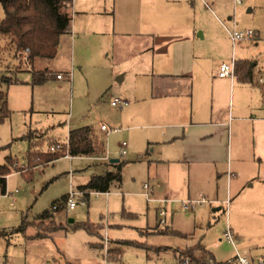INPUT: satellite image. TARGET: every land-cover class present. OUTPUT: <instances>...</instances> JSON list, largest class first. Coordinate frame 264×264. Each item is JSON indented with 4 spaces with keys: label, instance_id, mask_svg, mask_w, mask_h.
Instances as JSON below:
<instances>
[{
    "label": "crops",
    "instance_id": "obj_1",
    "mask_svg": "<svg viewBox=\"0 0 264 264\" xmlns=\"http://www.w3.org/2000/svg\"><path fill=\"white\" fill-rule=\"evenodd\" d=\"M73 1L72 8L77 4ZM191 1L122 0L118 15L114 2L110 0L95 4L91 1L81 8L74 10L71 8L70 26L59 36L56 55L50 59L36 58L33 67L38 60L46 59L47 63L37 69L52 70L51 67H54V62L61 57V53L62 56L63 53L67 56L69 53L71 63L70 65L67 63L60 71L72 77L66 87H74L75 76L83 77L88 83L94 84L99 91L96 96L101 93V99L107 98L109 105L115 108L109 120L114 127L118 128L109 130L103 122L98 126L96 124L95 127L89 126L94 139L103 143L104 151L100 154L62 156L44 166L34 165L32 167L30 153L35 151L51 153L49 147L52 141L65 143L70 130L83 126L71 127L67 124L65 136L61 139L50 135L42 128H31L30 124H25L20 132L27 142L23 161L19 164L15 158L6 156L5 162L0 164H7L9 167V173L3 175L5 179L13 168L11 163L17 164L20 169L31 166L32 168L27 171H17L29 178L34 171L40 170L45 173L49 166H52L53 171V165L61 158L92 160L87 165L92 167L91 170L82 171V174L86 173L82 184L79 183L76 187L70 186V190H81L80 187L85 185L91 176L102 175L107 170L114 171L113 164L122 162L120 183L114 182L106 192L89 191L88 195L83 192L80 198L88 199L90 194H103L107 197L108 205L111 197L121 200L120 211L114 210L115 212L112 213L108 210L105 216H101L98 222L102 224L98 230L101 236H103L101 231L104 228L108 235L107 229H120L126 226L136 229L141 237L155 232L161 233L160 230L163 229L158 225L154 228L137 225L142 216L147 219L150 207L154 211L155 218L159 217L158 202L147 201L142 194L144 182H148L153 187L152 196L154 198L174 200L166 207L165 217H168L169 221V226L166 228L169 232L165 233H173L183 238L189 234L178 226L179 223L210 225V217L214 215L208 214V209L203 207V204L191 213L182 211L177 201L204 196L214 201L211 204H215L216 207L211 210L216 212L222 209V206L218 205L227 201L228 198L231 199L233 195L235 197L237 195H264L262 108L264 86L257 83V76L264 71V67L252 55L254 44L260 39L259 31L253 29V38L232 43L227 31L229 27L225 26V22L214 14L206 0L198 1L200 8L202 4L204 5L206 19L196 14L197 1ZM189 3L193 5L192 19L188 11L191 10ZM233 3L234 9H237L239 3L236 0H233ZM81 4H83L82 0H80ZM240 8L246 12L252 11L251 5ZM227 19L229 21L231 18ZM232 28L241 29L237 27L235 21ZM232 61L251 63L254 82L242 80L236 73L228 78L217 77L216 73L220 63ZM54 73L53 79L55 78L57 83L64 79V77L57 79L56 74L59 72ZM29 76L31 79L30 71ZM12 78L19 82L8 85L5 83L7 91L12 85L21 84L24 86L22 88L30 86L29 82L25 81L28 77L25 80H21L16 75ZM123 85L125 87H122ZM31 88L33 89L32 86ZM0 91L4 92L2 88ZM4 93L8 108V93ZM19 95V100L22 101L24 107L25 104H29V101L32 102L33 107V100L25 94V89ZM113 97L126 100L128 105L124 108L112 106L110 100ZM39 109L36 112H42V117L45 118L42 124L35 125L48 123L49 119L44 114L51 111ZM102 125H105L106 129H101ZM114 133H120L121 137L127 141L124 156L120 155L122 142L115 151L111 147V135ZM9 158V161L13 162H9ZM128 164H142L146 169V180H140L134 191L113 192V187L121 189L122 171ZM82 169L85 168H79L76 171ZM56 173L60 171L54 170L53 174ZM63 173L67 174L69 185H71L73 171L65 170ZM68 192H64L61 200ZM125 195H137L143 198L144 208L134 205L133 201ZM51 210H53L52 206L51 209H45L39 213L33 221H26L23 218L21 223L25 221L28 225L34 226L35 234L37 232L46 233L37 238L51 237L56 231L66 229L62 223L52 218ZM122 210L134 213L137 217H124L121 215ZM44 212L48 217L40 218ZM178 212L183 213L179 219L176 217ZM223 212L226 210L223 209ZM73 222L74 220L71 219L70 224ZM49 223H56L59 225L58 229H49L47 225ZM230 225L231 220L227 219L226 229H230L237 242H230L234 252L226 259L219 257L216 246H211L206 242L205 234L197 235L192 244L177 250L200 243L213 255L216 262H226L234 258L237 253L248 259L252 258L249 255V249L244 246L239 237L240 229ZM108 237L111 241L110 248L136 247L121 246L120 241L127 239L112 238L109 235ZM221 240L222 238L219 239ZM99 246L102 247L101 239L89 244L90 250ZM104 257L107 260L105 254ZM176 259L179 264H182L177 255ZM53 260L56 261L55 264H69L61 255Z\"/></svg>",
    "mask_w": 264,
    "mask_h": 264
},
{
    "label": "rangeland",
    "instance_id": "obj_2",
    "mask_svg": "<svg viewBox=\"0 0 264 264\" xmlns=\"http://www.w3.org/2000/svg\"><path fill=\"white\" fill-rule=\"evenodd\" d=\"M74 1L77 4L73 8L71 7L73 10L81 8V6L89 4L91 1L95 4L107 0H82L83 4L81 5L80 0ZM110 1L114 2V8L118 15L122 0ZM196 1V14L198 16L202 15L206 19L207 14L204 12V5L202 4V8H200L198 1L201 0ZM240 1L241 4L239 3L238 8L234 9L233 0H206L209 8L225 22V26L229 29L235 21L238 28H251L259 31L260 39L254 44L252 55L264 67V0ZM249 5L252 6L251 12H246L240 8ZM189 7L191 10L188 11L192 19L193 5L189 3ZM3 16L4 13L0 5V19ZM228 17L231 18L229 21ZM211 28L213 29L212 25ZM9 40L8 37L0 35V76L1 74L12 77L16 75L21 80L28 77V80L25 81H28L30 86L22 88L24 86L21 84L12 85L7 91L5 83L0 80V90L2 88L6 94L8 93V109L10 111L9 117L3 123H0V164L5 162L6 156L15 158L19 164L22 163L23 155L27 150V142L20 132L25 124H30L31 128H42L50 135L52 134V136L61 139L65 136V126L67 124L71 127L86 125L95 127L96 124L98 126L99 123L103 122L109 130L118 128L114 127L109 120L115 108L109 105L107 98L101 99V93L96 96L99 92L96 86L90 82L88 83L83 77L75 76L72 89L69 86L66 87V84L72 78L71 75H69V79L64 77L59 83L54 78L42 84V86H32L31 79H29L31 65L28 64L25 53L18 57L14 56L15 49L8 44ZM69 55V53L68 56L63 53L62 56L61 53V57L54 62V67H51L52 73L57 71V73L64 75L60 71L67 63L70 65ZM46 63V59L38 60L33 68L40 70L37 68H41L39 66H44ZM17 69H20V71H17ZM122 87H125V85ZM24 89L25 94L30 100H33L34 108L31 106V101H29V104H25L24 107L22 101L19 100V93L22 94ZM262 106L264 110V100ZM41 108L51 111L44 114L49 122L46 124L44 122L43 125H35L42 124L41 122L45 118L42 117V112H36L38 109L43 110ZM124 141L125 138L121 137L120 133L112 134L110 140L112 149L117 150L118 145ZM116 157L118 158V156ZM91 162L92 160L81 161L61 158L53 165V171H60V173L53 174L52 166H49L45 173L40 170L34 171L29 178L17 171H27L33 166L20 169L17 164L11 163L13 168H11V173L6 178L7 193L0 194V232H2L0 234V264H55L56 261L53 258H57L58 255L65 258L69 264H179L176 259L177 254L173 251L192 244L197 235L200 234H205L206 242L211 246H216L219 257L226 259L234 252L232 244L223 237L227 219L231 220L230 226L233 228L236 226L240 229L239 237L244 246L249 249V255L252 256L249 261L257 264V261L261 260L264 263V195H237L236 197L233 195L231 199L228 198L227 201L220 203L218 206H222V209L216 212L211 210L216 207L215 204H203V207L208 209V214H212L214 217H210V225H207V223H196V225L185 222L179 223L178 226L189 234L186 238L173 233L159 232L141 237L136 229L128 226L120 229H107L108 235L112 238L138 240L144 244V246L125 247L120 260H106L104 257L103 239L105 228L101 231L103 236L97 232L98 237L88 234L83 229L73 230L70 227L71 219L74 222L98 223L101 216H105L108 210H111L112 213L115 212L114 210L120 211L122 202L116 197H111L108 205L105 195L90 194L88 199H80L73 210L67 211L62 207L51 210L52 218L58 223H62L66 229L62 228L48 238L35 237L36 230L32 225H28L24 232L16 230L23 218L26 221H33L43 210L51 209L53 203L62 201L61 196L64 192L70 190V186L76 187L77 184H82L83 176L86 175V173L82 174V171L89 172L92 167L87 165ZM45 164L39 163L36 166L41 167ZM79 168L85 169L76 171ZM65 170L73 171L74 176L71 185H69L67 174L63 173ZM122 175L121 189L113 187V192L134 191L140 180H146V169L142 164H128L124 166ZM46 183L48 184L44 187ZM125 197L130 198L134 205H140L144 208L145 201L143 198L137 195H125ZM223 209L226 212H223ZM182 214L178 212L177 219ZM160 220H162V223H160ZM138 221L137 225L140 227L149 226L154 228L158 225L159 228L165 229L169 226L168 217L159 216L156 219L151 207L147 219L142 216ZM105 223L107 226V222ZM47 225L51 230L59 226L56 223ZM108 235L107 251L111 246ZM99 238L102 247L99 246L90 250L89 244L100 241ZM220 238H222L221 241H219ZM236 242L237 240L234 237V243ZM209 264H212V262Z\"/></svg>",
    "mask_w": 264,
    "mask_h": 264
},
{
    "label": "trees",
    "instance_id": "obj_3",
    "mask_svg": "<svg viewBox=\"0 0 264 264\" xmlns=\"http://www.w3.org/2000/svg\"><path fill=\"white\" fill-rule=\"evenodd\" d=\"M0 5L4 16L0 19V35L8 37L9 45L13 46L14 56H21L25 53L28 64L31 65V85H42L53 79V73L47 69L35 70L33 62L36 58H53L57 52L58 39L61 34L66 32L70 26L72 18L69 0H0ZM234 73L242 80L254 82L252 65L247 61H238L234 63ZM0 80L11 84L19 82L10 76L1 75ZM5 93L0 91V123H3L9 117L10 111L5 103ZM59 143L52 141L51 145ZM63 149L64 143H62ZM67 150L71 156H88L100 154L104 151L102 142L94 139L92 129L89 126L75 128L69 131L67 138ZM62 152L42 153L35 151L29 154L32 166L39 163H48L52 160L62 157ZM10 158L8 159V161ZM122 162L113 164L114 171L107 170L102 175H93L87 183L80 189L88 195L89 191L106 192L111 185L121 182ZM9 173L7 164L0 165V194L6 192V179L3 175ZM121 215L129 218H136L134 213L121 211ZM46 212L40 215V218H47ZM71 229H83L88 234H97L102 224L90 222H73ZM28 224L25 221L16 229L24 232ZM54 229H58L54 228ZM53 229V230H54ZM161 233L169 232L168 228L160 230ZM2 234V232H0ZM43 234L37 232L35 237H42ZM121 246H144L143 243L134 240H122ZM123 248H110L106 256L107 260H120ZM180 263L186 258L192 264H209V260L214 264H227L226 262L214 261L213 255L200 243L183 250L175 251Z\"/></svg>",
    "mask_w": 264,
    "mask_h": 264
},
{
    "label": "built area",
    "instance_id": "obj_4",
    "mask_svg": "<svg viewBox=\"0 0 264 264\" xmlns=\"http://www.w3.org/2000/svg\"><path fill=\"white\" fill-rule=\"evenodd\" d=\"M70 1V8L72 7V1L73 0H69ZM237 3H240L239 0H236ZM228 34L230 36V39L232 41V43H236L238 41H242V40H248L250 38L254 37V30L251 28H243V29H237V28H232V29H227ZM217 77L219 78H228L234 75V62H222L220 63L217 73H216ZM63 77H69L68 75H62L60 73L56 74V78L57 79H61ZM257 83L260 86H264V71L260 72L259 75L257 76ZM110 104L114 107L117 108H124L128 105V102L124 99H121L119 97H113L110 100ZM263 117H264V110H263ZM101 129H106L105 125L101 126ZM62 143H56L53 144L49 147V151L50 152H58L61 151L62 155L64 157H71V155H69L68 153V146H67V142L64 143V149L62 147ZM126 142H122L121 143V147H120V155L124 156L126 154ZM16 191V190H15ZM154 189L153 187L148 183V182H144L142 185V194L145 197V199L147 201H157L158 202V215L160 217H165L166 216V212H167V204L170 202H173L174 200L172 199H156L154 198L153 195ZM7 193V191L5 192V194ZM83 195V191L81 190H76V189H71L66 196L64 197V199L60 202H57L55 204L52 205V209L56 210L59 207L64 208L67 211L73 210L75 208V206L77 205L78 201L80 200V198ZM180 208L184 211L187 212H192L194 211L197 207L201 206L202 204H206V203H213L214 201L212 200H208L206 199L204 196H200L198 198H188V199H184V200H180L177 201ZM160 223H162V220H160ZM223 237L231 243H234V235L233 233L230 231L229 228H227L224 232H223ZM107 242H108V238H107V233L105 232V237L103 239V245H104V254L105 256H107L108 251H107ZM210 261V260H209ZM211 262V261H210ZM182 264H192L189 262V259L186 258L184 260V262ZM227 264H253L252 262L249 261V259L246 256H242L240 254H236V256L230 260L227 261ZM257 264H264L263 261L258 260Z\"/></svg>",
    "mask_w": 264,
    "mask_h": 264
},
{
    "label": "water",
    "instance_id": "obj_5",
    "mask_svg": "<svg viewBox=\"0 0 264 264\" xmlns=\"http://www.w3.org/2000/svg\"><path fill=\"white\" fill-rule=\"evenodd\" d=\"M115 161H117V159H114Z\"/></svg>",
    "mask_w": 264,
    "mask_h": 264
}]
</instances>
